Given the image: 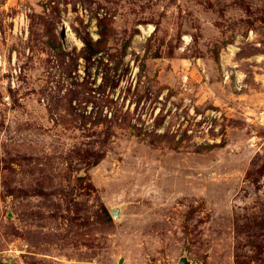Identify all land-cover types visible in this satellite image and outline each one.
Masks as SVG:
<instances>
[{"label": "rangeland", "instance_id": "1", "mask_svg": "<svg viewBox=\"0 0 264 264\" xmlns=\"http://www.w3.org/2000/svg\"><path fill=\"white\" fill-rule=\"evenodd\" d=\"M0 56V264H264V0H0Z\"/></svg>", "mask_w": 264, "mask_h": 264}, {"label": "built area", "instance_id": "2", "mask_svg": "<svg viewBox=\"0 0 264 264\" xmlns=\"http://www.w3.org/2000/svg\"><path fill=\"white\" fill-rule=\"evenodd\" d=\"M64 28H65V33H66L69 29H67L66 26H64ZM232 46L234 47V45H232ZM228 49L231 51V48L230 47ZM2 63H3V61H2V58L0 56V66H2ZM19 70L20 69H18L16 66L14 67V70L12 71L11 76L6 78L7 84L10 83V82H11L12 85H15L16 84V81H17L18 75H19ZM3 72H4V68L0 72V75H3ZM225 77H226V80L229 79L230 78V74L229 73H226Z\"/></svg>", "mask_w": 264, "mask_h": 264}, {"label": "trees", "instance_id": "3", "mask_svg": "<svg viewBox=\"0 0 264 264\" xmlns=\"http://www.w3.org/2000/svg\"><path fill=\"white\" fill-rule=\"evenodd\" d=\"M87 48H92L90 43L87 42ZM93 51H90V53L94 52L95 49H92ZM98 52V51H96ZM114 117L116 118L115 120L118 119V117H122V118H125V113L123 111H121V109H116V111L114 112ZM187 129H185L186 131Z\"/></svg>", "mask_w": 264, "mask_h": 264}, {"label": "bare ground", "instance_id": "4", "mask_svg": "<svg viewBox=\"0 0 264 264\" xmlns=\"http://www.w3.org/2000/svg\"><path fill=\"white\" fill-rule=\"evenodd\" d=\"M65 26H66L67 29H68V23H66ZM150 31H152V27L150 28L149 31H146V32L149 33ZM66 37H67V40H71V39L73 38V35L70 33V30H68V31L66 32Z\"/></svg>", "mask_w": 264, "mask_h": 264}, {"label": "water", "instance_id": "5", "mask_svg": "<svg viewBox=\"0 0 264 264\" xmlns=\"http://www.w3.org/2000/svg\"><path fill=\"white\" fill-rule=\"evenodd\" d=\"M112 212H113V211H112ZM113 214L115 215L116 213L113 212ZM180 263H181V264H188V261H187L186 259H182V260L180 261Z\"/></svg>", "mask_w": 264, "mask_h": 264}]
</instances>
